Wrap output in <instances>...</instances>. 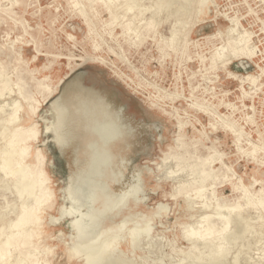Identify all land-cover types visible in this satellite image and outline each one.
<instances>
[{
	"label": "rangeland",
	"instance_id": "rangeland-1",
	"mask_svg": "<svg viewBox=\"0 0 264 264\" xmlns=\"http://www.w3.org/2000/svg\"><path fill=\"white\" fill-rule=\"evenodd\" d=\"M90 1L76 0L75 8L69 0H19L17 4L0 0V92H4L0 105L6 103L7 111L14 101L20 102L18 127L37 130L36 137L27 141L29 154L23 164L33 165L32 155L40 152V167L53 180L52 194L42 203L38 235L28 249L20 242L17 250L24 253L35 248L39 264H87L84 254L76 252L83 233L98 251V259L91 264H264L261 206L246 208L241 192L232 189L233 184L243 185L250 202L264 201L258 191L264 188V0H132L129 10L119 0L113 21L105 0L91 6ZM232 19L237 25L230 34L248 33L247 47L254 51L250 56L226 58V54L222 63L211 67L210 55L224 48ZM149 20L153 36L137 31ZM188 27L187 51L170 50L173 40L177 48L183 46ZM90 55L93 58H87ZM19 75L27 81L20 96L15 85ZM249 75L258 78L257 86L246 81L241 86L240 81ZM44 76L50 89L45 96L33 84ZM84 93L101 103L107 101L98 116L113 113L118 119L108 122L115 133L103 148L112 151V142L122 140L125 148L123 156L113 161L119 172L114 182L108 181L107 192L114 207L130 191L131 219L93 215L92 189L86 183H98L90 168L101 166L103 160L98 154L79 162L81 155H90L74 117V105ZM192 103L196 106L191 107ZM223 117L234 124L232 131L220 124ZM179 121L185 122L181 128ZM8 131L3 127L1 135ZM72 132L75 141L63 148L66 133ZM238 133L240 149L235 143ZM179 139L196 142V148H190L194 157L182 161V166L213 149L223 154L224 165L218 161L212 166L225 167L203 184L200 199L189 196L191 201H187L183 194L170 195L178 181L196 172L169 176L172 159L160 164ZM250 143L258 147L253 154ZM223 173L230 179L225 181ZM86 178L88 182L82 181ZM26 184L21 177H0L2 233L9 231L8 224L21 206L29 204L22 190ZM76 186L79 190H73ZM82 191L88 193L83 196ZM202 202L211 205L202 209ZM221 202L227 209L236 203L242 208L220 234L228 232V250L219 258L190 260V242L182 232L199 228L202 215L213 214L212 205L226 216ZM212 216L219 230L221 220ZM199 245L196 250L202 249Z\"/></svg>",
	"mask_w": 264,
	"mask_h": 264
},
{
	"label": "bare ground",
	"instance_id": "bare-ground-1",
	"mask_svg": "<svg viewBox=\"0 0 264 264\" xmlns=\"http://www.w3.org/2000/svg\"><path fill=\"white\" fill-rule=\"evenodd\" d=\"M8 1L10 3H16V4L19 3V0H8ZM96 1H98V0H91L90 6ZM122 1H124L122 5L124 7H126L127 10H129V5H130L129 1H132V0H122ZM69 2L71 4V6L78 8L79 3L76 2V0H69ZM118 2H120V1L119 0H105L104 1L105 9L108 11V14H109V17L111 18V21L115 20V18H116V15H117V8L116 7L120 4ZM186 3H187V1H186ZM79 11L81 12L82 15H84L82 9H79ZM140 11L141 10L139 9V12ZM138 14H140V13H138ZM150 17L153 18L154 15H151ZM231 21H232L231 22L232 26L228 30L229 35H228L226 42L224 44V48H221V50L219 52H214L210 55L209 60L211 62V67H214L215 64H217L218 62L222 63L224 60L223 57L226 54H227L226 58L228 56H238V55L250 56L254 51V48H248L247 47V43L249 42V34L248 33L247 34L245 33L242 36H236V37L233 36V34H230V33H232L234 27L237 25V22L234 19H232ZM26 29H27L26 26H23V30L27 31ZM140 29H141L142 33H144V35H147V34L150 35L151 34L150 36H153V34H154V26L152 25L151 20H149V22H146L141 27H137L138 32L140 31ZM189 31H190V27H188L183 32V35H184V38L182 40L183 46L177 48L175 43L173 42L174 41L173 40L172 42L169 43L168 48L170 50H173V52L178 51V49H180V48L184 52L187 51L186 37H187ZM136 36H138V35L136 34ZM142 39H143L142 37L138 38L136 40L137 43H140L142 41ZM136 41H135V43H136ZM93 46H94V49L97 48V45L93 44ZM159 47L163 51L164 48L162 46H159ZM87 58H93V55H90ZM244 81H246V83H248L250 85L257 86L258 78L251 76V75L246 76V78H243L240 81L241 86H242V83ZM33 84L35 86L36 91L40 92L43 96L49 94L50 89L48 87V84L46 83V76H44L42 79L33 80ZM15 85L17 86V89H18V91H17L18 95L19 96L23 95L25 92L26 86H27L26 79L19 75L17 77ZM2 93H4V92H2ZM2 93L0 92V95ZM102 103L100 100L95 99L93 97V95L84 93V94H80L78 96L77 101L74 105V111H75L74 117L76 119V123L79 124L77 127L81 128L82 131L84 132L83 138L85 140L88 153L90 150V155L87 153L84 154L83 156L81 155L82 158H81V161H79V162L82 163V162H84V160H86V157H88V156L91 157V156H95L98 154L101 155V158L103 160V161H101V164L103 165V166L102 165L101 166L103 168L101 166H95V167L91 166V168H90V173L95 174L97 176L96 179L98 178V183H94V182H93V184L86 183L87 186L90 185L91 186L90 188L92 189V191H90L91 192L90 195L92 196V199L94 200V202H93V210H94L93 215L94 216H103V217L105 215H106V217H108L107 215H109V217H111V218H112V216L114 218L115 215L116 216L122 215L121 217L127 216V215L129 216L131 214L129 203L132 201L131 195L129 194L130 191H129V193L127 192V193H124L120 196V198L118 199V202H117V206L111 207L110 206L111 204L109 202L110 195L108 196V192H107V189L109 187L108 181L114 182L116 179L115 178L116 172H119L117 169L116 170L114 169L113 161H118V158L116 156L121 155L125 146L122 142L123 140L121 142H118V141L114 142L113 141L114 143L112 142V147H113L112 151L105 152L106 149H104L103 147L106 144H109V143H107L109 138L111 137V135H113L115 133V129L113 130L112 126L108 122H110L111 119H113V121L116 122V120H118V119H117L116 115H114L113 113H109L108 117H107V115L98 116L100 110L105 105H108L107 101H103ZM5 104H3V105H5ZM3 105H0V177L6 176V178H7V176H9V178H12V180H17L19 177L24 178L26 180L27 184L22 186V190L27 194V196L29 197L30 200H29L28 205H22L21 206L20 211L18 212L15 219L8 224L9 231H7L6 233H2V231H0V264H39V258L37 256L39 254V252H36L35 248H34V251L36 253L30 249L27 252L23 253L20 250H17V249H19L17 247H18L20 242L21 243L25 242V244H27V249H28V247L32 244L33 238L36 235H38L39 230H38L37 226L40 223L39 214L41 212L42 203H45L48 200L47 198H49V196L52 194V191L50 189V184L53 180L48 175V173H47L48 171L42 170L40 167L41 161L43 160V156L40 152H37L34 155H32L33 156V163H34L33 165L25 166L23 164L25 158L29 154L27 141L30 139H34L36 137L37 130L33 127H28L25 129L18 127L17 122L19 121V119L21 117L20 112L22 111L19 101H14L13 104H11L9 110H7V111H5V106H3ZM190 105H191V107H195L196 103H192ZM28 106L30 107V110L33 109V103L31 102V100L29 101ZM231 107L233 108L234 106L231 105ZM219 121L223 127L228 128V130L232 131V128L234 126V124L232 122L225 120L224 117L221 118ZM184 123L185 122H183V121H179V127L181 128L184 125ZM3 127L8 128L9 131L4 133L3 135H1V130L3 129ZM67 131H68V129H67ZM125 132H126V130H125ZM126 133H125V135H126ZM125 135L123 136V138L125 137ZM64 139H66V141H65V145L62 146L63 148L66 145H68V142L70 140L73 139L75 141L73 132L69 133V134L66 133V136ZM239 140H240V135L238 133L237 136L235 137V143L237 145V148L240 149L241 146H240V143H238ZM195 144H196V142L191 143V142H186L182 139H179L176 146L171 148L168 152H166L163 155V158L161 159V162H160V164H163L168 159H172L173 167H171V170H169V172H168L169 176L173 175L174 173H176L178 171H181V172L188 171L192 174L196 170V172L194 173L195 175H193L192 177H190V178L186 177L185 180L178 181L174 185L173 191L170 194L173 197L176 196L177 194H183L184 199H186L187 201H191L189 199V196H193L195 199H200L203 196V191L205 190L203 187V184L209 179H211V180L214 179L215 177L212 178V176L217 175L216 172L225 167V166L222 167L224 165L223 160H222L223 154L216 152L214 149H213V151L209 152L208 155H206L205 157L201 158V157L196 156L193 159L191 164H188L187 166H182L181 165L182 161H189L191 158L194 157V154L192 153L193 151H191L190 148L191 147L196 148ZM250 145L252 146L251 147L252 149L249 153L253 154L258 149V147L256 145L251 144V143H250ZM121 156H123V155H121ZM73 161H75L74 158H73ZM218 161L221 162L223 165L221 167H219L218 169H216L212 165L214 162H218ZM169 168H170V166H169ZM17 171H20L19 177L17 175H15V173ZM14 176H16V177H14ZM222 176H223V179L225 181L227 179L228 180L230 179V178H228V175L225 173H223ZM87 179L88 178H86V180L82 179V181L84 180V182H88ZM75 180H76V177H75ZM30 182H31V184H30ZM256 182H257V180L255 179L254 183H256ZM82 184H80V186ZM196 184H198V186H196ZM77 185H79V182ZM76 188H78L77 190H79L80 187L76 186L75 188H73V190ZM232 189L241 192L242 198L245 199L244 205L246 206V208L252 207V208L258 209L257 206H261L259 208L261 210V213L263 214V215H261V217L262 218L264 217V201L263 200L259 199L260 200L259 204H255L254 202H250V199L247 196V189L243 185L233 184ZM86 190H90V189H86ZM83 191H82V195L84 194ZM190 191L192 193H189ZM258 191L262 196H264V188H262L261 190H258ZM87 193H85V194H87ZM80 195H79V197H80ZM253 195H255V194H253ZM214 196L215 195H213V198H214ZM90 197L88 196V198H90ZM204 197H206V196H204ZM210 198H208V199H210ZM217 199H216V201H217ZM222 204L224 206V202ZM210 205H211L210 202L209 203H205V202L201 203L202 209H208L210 207ZM225 206L223 208H225ZM229 206H231V205H229ZM212 208H213V211H212L213 214L212 215H215L216 218L221 220V228L219 230L215 229V223L216 222L214 223L213 220L211 219V217H213V216L208 214V213H206V214L204 213L205 215H202V217L200 216L201 218L197 221L200 224L199 228L194 227V228H189L187 230L184 229L185 231L182 232L183 237L190 242V249H191L190 258H189L190 260L191 259L193 260L196 258H201L202 256H207L210 259L219 258V257L224 256L226 251L228 250V246L226 247V245H225V243L228 242V241H226V239L228 238L227 237L228 232L224 233L223 237H220V234L222 233V231H225L227 228H229L231 216H239L241 214L240 213L241 212L240 210L242 209L241 204L236 203L233 206H231V208L229 207L228 209L226 206V208H225V209H227L226 216L225 215L223 216L221 214L222 212L221 213L219 212L220 208H218L217 205H216V207L212 205ZM232 212L233 213L236 212V214L234 213L235 215H233ZM123 213H125V214H123ZM110 215H112V216H110ZM220 215H222V216H220ZM130 216H129V218H130ZM109 217H108V219H109ZM124 218H122V219L124 220ZM129 218H125V220L126 219L129 220ZM128 220H127V222H128ZM194 226H196V225H194ZM197 244H202V245H199L200 247H202L201 250H196L198 247ZM93 246H95V244L93 242L87 241L85 234L82 233L80 235V239H79V243H78V247H77L76 252L78 254L81 252L84 254V259L87 262V264L94 263V261L96 259H98L97 258L98 257V255H97L98 251L96 252L95 250H93ZM261 252H263V251H261ZM251 260H253V259H251ZM182 262H180V263H182Z\"/></svg>",
	"mask_w": 264,
	"mask_h": 264
},
{
	"label": "water",
	"instance_id": "water-1",
	"mask_svg": "<svg viewBox=\"0 0 264 264\" xmlns=\"http://www.w3.org/2000/svg\"><path fill=\"white\" fill-rule=\"evenodd\" d=\"M122 109H123V107H122ZM122 111V110H121Z\"/></svg>",
	"mask_w": 264,
	"mask_h": 264
}]
</instances>
